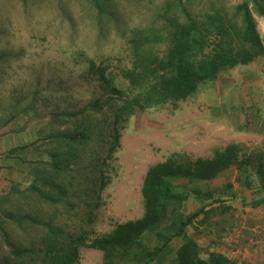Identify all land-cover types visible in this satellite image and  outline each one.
Segmentation results:
<instances>
[{
	"label": "rangeland",
	"instance_id": "1",
	"mask_svg": "<svg viewBox=\"0 0 264 264\" xmlns=\"http://www.w3.org/2000/svg\"><path fill=\"white\" fill-rule=\"evenodd\" d=\"M167 1L102 0L109 13L100 17L93 0H0V54L15 53L0 61V203L14 238L40 243L52 223L69 237L92 239L141 217L147 170L173 154L212 157L231 142L248 152L264 151L260 56L223 71L176 105L134 114L122 129L120 146L108 155L110 112H82L89 102L110 95L89 60L128 91L121 73L131 65L130 31L161 26L158 13ZM242 1L190 0L189 7L195 15L216 8L233 12ZM255 18L264 38V18ZM82 132L90 139L70 147L55 139L58 133ZM68 150L71 166L63 163L59 174L51 154L62 156ZM51 179L64 193L50 184ZM103 181L107 184L102 189ZM179 182L191 192L212 190L232 208L214 215L211 223L196 220L188 229L191 236L204 248L224 252L242 264H264V204H251L264 197V191L253 169L243 172L233 165L209 182ZM205 200L192 195L182 212L199 209ZM24 214L38 222L25 219L18 225ZM171 222L168 210L164 223ZM145 241L151 246L159 243L154 234H147ZM78 264H103V252L82 246Z\"/></svg>",
	"mask_w": 264,
	"mask_h": 264
},
{
	"label": "trees",
	"instance_id": "2",
	"mask_svg": "<svg viewBox=\"0 0 264 264\" xmlns=\"http://www.w3.org/2000/svg\"><path fill=\"white\" fill-rule=\"evenodd\" d=\"M93 1L100 17L109 13L102 0ZM189 2L168 0L158 13L161 26L131 29V65L121 73L128 82V91L117 87L105 68L89 60L90 69L99 75L110 95L89 102L82 112H110L109 156L120 146L122 129L134 114L161 105H176L195 94L202 84L217 80L223 71L264 56V38L255 18V14L264 18V0H243L234 6L233 12L216 8L198 15L193 14ZM14 56L15 53H2L0 61ZM90 137L84 132L74 136L55 135L58 144L68 147L85 143ZM51 155L57 173L65 169L63 163L65 167L71 166V150L62 156ZM233 165L243 172L253 169L264 191V151L248 152L242 144L231 142L215 150L212 157L176 153L147 170L142 185L144 214L120 222L113 230L92 239L86 235L69 237L62 227L49 223L40 243H24L11 235L9 215L0 203V248L3 249L0 264H78L82 246L102 251L103 264H242L224 252L204 248L188 231L196 220L201 224L211 223L214 215L229 212L231 206L225 205L224 199L214 197L212 190L194 188L191 192L183 190L179 182L182 179L209 182ZM50 182L64 193L61 184L54 179ZM106 184L103 181L101 188ZM33 187L39 195H44L40 187ZM192 195H203L210 201H203L199 209L185 214L182 208ZM251 204L259 207L264 204V197L252 200ZM168 210L172 222L165 224ZM25 219L38 222L24 214L17 224L22 226ZM147 234H154L159 243L149 245L145 241Z\"/></svg>",
	"mask_w": 264,
	"mask_h": 264
}]
</instances>
